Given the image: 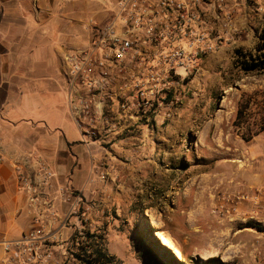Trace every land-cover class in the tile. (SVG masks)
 Here are the masks:
<instances>
[{
  "label": "crops",
  "instance_id": "crops-1",
  "mask_svg": "<svg viewBox=\"0 0 264 264\" xmlns=\"http://www.w3.org/2000/svg\"><path fill=\"white\" fill-rule=\"evenodd\" d=\"M110 1L115 0H0V241L17 240L33 228L36 209L19 191L16 171L33 167V155L54 175L46 194L55 216L44 213V234L60 261L61 245L72 254L81 251L84 237L75 236L86 227L101 235L107 252L122 264L134 257L130 241L137 193L131 168L140 162L139 154L151 152L147 138L155 131L140 125L92 141L82 137L75 122L78 99L94 104L97 98L75 86L65 62L70 51L89 48L94 28L111 19ZM96 125L101 130L105 119ZM63 187L81 200L73 211L74 200L63 202ZM3 256L0 246V264ZM67 264L80 262L73 257Z\"/></svg>",
  "mask_w": 264,
  "mask_h": 264
},
{
  "label": "rangeland",
  "instance_id": "rangeland-1",
  "mask_svg": "<svg viewBox=\"0 0 264 264\" xmlns=\"http://www.w3.org/2000/svg\"><path fill=\"white\" fill-rule=\"evenodd\" d=\"M259 16L257 26H242L239 38L200 62L159 118L140 122L155 132L147 138L151 152L131 168L137 216L127 264H163L147 247V226L159 244L158 235L170 239L181 259L161 245L182 264H264V231L246 227L252 221L264 230V72L245 74L235 61L236 50L253 51L264 8ZM83 237L80 244L98 239L90 249L111 256L100 234L86 227Z\"/></svg>",
  "mask_w": 264,
  "mask_h": 264
},
{
  "label": "built area",
  "instance_id": "built-area-1",
  "mask_svg": "<svg viewBox=\"0 0 264 264\" xmlns=\"http://www.w3.org/2000/svg\"><path fill=\"white\" fill-rule=\"evenodd\" d=\"M109 6L112 17L94 28L89 48L72 50L65 58L75 86L97 98L94 104L78 99L75 122L88 141L159 118L161 106L176 101L177 87L198 72L200 62L218 52L223 41L239 38L243 25L259 22L264 8L259 0H115ZM68 103H73L70 95ZM102 118L105 125L99 130L96 120ZM31 159L33 167L16 171L19 191L36 209L33 228L17 240L0 241L2 263L67 264L73 254L61 245L60 261L44 234V213L55 216L46 194L54 175L43 161ZM59 192L63 202L74 200L75 210L80 198L67 187ZM80 236L78 231L75 239Z\"/></svg>",
  "mask_w": 264,
  "mask_h": 264
},
{
  "label": "trees",
  "instance_id": "trees-1",
  "mask_svg": "<svg viewBox=\"0 0 264 264\" xmlns=\"http://www.w3.org/2000/svg\"><path fill=\"white\" fill-rule=\"evenodd\" d=\"M235 61L236 66L245 74L255 73V72H264V28L257 36V43L251 52H243L236 50L235 52ZM246 227L256 229L259 232L261 230L254 222H246ZM145 238L148 241V249L155 253L161 254L163 259V264H182L178 262L171 252L159 244L158 240L153 235V230L147 226V231L145 233ZM79 249L82 254H74V257L80 264H117L114 256H109L100 249L92 250L89 254L87 252V246L80 245ZM205 264H211L210 261Z\"/></svg>",
  "mask_w": 264,
  "mask_h": 264
},
{
  "label": "bare ground",
  "instance_id": "bare-ground-1",
  "mask_svg": "<svg viewBox=\"0 0 264 264\" xmlns=\"http://www.w3.org/2000/svg\"><path fill=\"white\" fill-rule=\"evenodd\" d=\"M158 234V233H156ZM158 239L160 240V243L168 248H173V252L174 254H176V257L178 256V258H182V255H179V251H175L176 249H174V247H172V242L170 241V239H168V237L164 236V235H158Z\"/></svg>",
  "mask_w": 264,
  "mask_h": 264
}]
</instances>
